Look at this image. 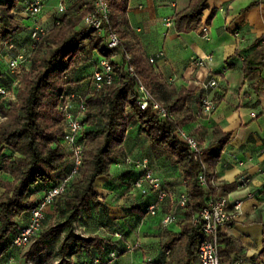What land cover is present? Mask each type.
Listing matches in <instances>:
<instances>
[{
	"label": "trees",
	"instance_id": "obj_1",
	"mask_svg": "<svg viewBox=\"0 0 264 264\" xmlns=\"http://www.w3.org/2000/svg\"><path fill=\"white\" fill-rule=\"evenodd\" d=\"M106 1L111 24L120 35L128 23L129 0ZM208 1L191 0L188 8L176 15L177 33H190L201 23ZM18 3L19 0H0V41L23 30L22 23L13 13ZM93 11V0H78L71 10L63 13L32 51L27 61L29 69L21 77L22 88L15 95L16 101L8 103L0 97V117L5 119L0 123V171L12 179L0 182L4 190L0 196V258L9 247H13L19 230L27 224L30 213L39 205L44 194L71 170V160L64 153L62 144L59 108L63 97L71 91L68 74L80 64L88 63L98 53L109 60L122 80L88 99L81 177L74 180L67 195L54 203L58 222L44 228L24 257L30 261L44 252L45 261L41 264H53L55 260L58 264H84L80 261L82 257L90 259L95 253L104 260L103 263L110 261L104 257L112 252L118 253V258L127 254L122 241L97 235L83 237L77 233V224L83 216L92 217V211L103 207L95 189L97 181L99 178H111V168L125 161L123 144L131 127L138 125L155 159H162L180 169L189 199L187 208L183 210L181 232L171 234L169 249L172 254L165 264H199L203 229L194 225V218L218 189L227 193L232 188L241 187V183L237 182L233 187L211 186L210 189L199 185L202 166L177 136V132L192 121L186 104L194 93L183 90L176 95L149 61L138 52H130L123 41L133 57L132 65L139 80L155 101L175 115V119H159L151 108L142 111L137 105L140 98L138 81L131 79L128 84L123 83L126 78L125 59L120 50H109L105 38L84 25L85 18ZM263 64L264 45L258 46L244 60L245 77L258 80ZM9 86L7 90L11 92ZM222 136L221 145L231 137L230 134ZM205 163L209 180H213L211 161L205 159ZM127 176L128 180L124 182L126 190H133L141 173L132 168ZM149 205L143 210L145 215ZM22 219L24 223H21ZM219 244L221 263L234 264L233 256L239 252L238 243L221 233Z\"/></svg>",
	"mask_w": 264,
	"mask_h": 264
},
{
	"label": "crops",
	"instance_id": "obj_2",
	"mask_svg": "<svg viewBox=\"0 0 264 264\" xmlns=\"http://www.w3.org/2000/svg\"><path fill=\"white\" fill-rule=\"evenodd\" d=\"M25 2L19 0L16 14L21 15ZM190 2L129 0L128 23L120 37L130 52H138L147 61L155 59L151 65L176 95L183 90L194 93L186 104L192 121L183 129L205 149V159L210 160L213 166V186L233 187L241 178L249 181L244 188H232L227 193L223 189L217 191L242 201L240 215L224 231L239 245V252L233 256L234 264H264V64L258 80L247 79L244 73V60L258 46L264 45V3L262 0H209L201 23L192 32L177 33L175 25L166 27L165 20L175 19ZM77 3L78 0H43L40 16L21 18L23 30L0 41V88L7 89L8 84L13 87L16 80L11 84L10 79L15 72L27 66L25 63L15 71L9 69V63L17 55L31 49L34 23H55ZM255 4L258 5L253 6ZM61 7L64 12L59 15ZM26 21L31 24L26 25ZM203 27L209 30L206 39L201 33ZM10 46L13 50L9 49ZM160 53L164 56L160 57ZM96 54L86 67H78L70 73V85L91 81L94 73L92 60ZM200 58L205 60L203 66L196 65ZM0 97L12 100L14 96ZM205 98L217 104L214 113L208 117L201 115ZM253 113L255 118L251 116ZM222 134H230L231 137L221 145ZM122 149L134 160L149 159L169 192V200L158 216L145 215V206L154 203L155 196L142 197L134 189L127 191L124 182H127L128 172L133 167L114 165L111 178H99L96 184L98 201L103 207L92 211V217L83 216L77 224V233L83 237L97 235L122 241L127 254L114 261L107 254L104 258L110 261L106 263L165 264L171 259V234L181 232L184 211H179L178 223L168 230L162 229L161 221L166 213L175 209L179 196L186 191L184 178L178 167L155 159L138 125L131 127ZM11 180L0 171V182ZM3 192L0 187V196ZM128 195H133V199L127 201ZM230 212L235 214L232 208ZM49 215H56L53 207L47 210L46 220ZM21 223H24L23 219ZM20 251L14 246L9 247L0 258V264H30V261L17 258ZM80 261L84 264L96 261L106 264L97 253L90 259L82 257Z\"/></svg>",
	"mask_w": 264,
	"mask_h": 264
},
{
	"label": "built area",
	"instance_id": "obj_3",
	"mask_svg": "<svg viewBox=\"0 0 264 264\" xmlns=\"http://www.w3.org/2000/svg\"><path fill=\"white\" fill-rule=\"evenodd\" d=\"M93 1L94 11L85 18L84 25L89 30L103 36L109 50H120L125 59L124 76L126 78L123 80V83L128 84L131 79H136L138 81V93L140 96L137 102L138 107H140L142 111L151 108L152 113L159 119L174 120L175 115H173L162 103L155 101L148 89L139 80L135 67L132 65L133 57L122 38L111 24L109 17L110 9L107 1ZM42 10L43 0H26L21 15L14 13V16L16 19L17 16L21 18H32L41 14ZM60 12H64L63 7L60 8ZM174 25L175 19L169 18L165 20L166 27L172 28ZM208 32V27H203L201 29L203 38H207ZM46 33H48V30L43 25L40 23L34 25L31 32V53L36 48V44ZM9 49L13 50V46H10ZM31 53L28 55H17L16 58L9 63L10 71H15L21 65L27 63ZM159 56L163 57L164 54L160 53ZM149 62L150 64H154L155 59L152 58ZM92 63L94 66V73L89 82L88 92L83 94L78 90L69 91L63 97V102L59 108L62 115V144L66 155L69 156L71 160V170L44 194L39 205L30 213L27 224L19 230L18 235L13 241V246L18 249L22 250L31 245L34 239L43 232L47 210L54 206L58 198L68 194L72 183L80 174V170L83 166L85 147L83 134L87 129L86 113L88 110V99L103 89L114 86L119 80H122L114 72L113 66L109 60L100 54H96V58L92 60ZM204 63V59L200 58L196 60V65L198 66H203ZM0 95L3 97H10L11 92L7 89L0 88ZM216 107L217 104L215 102L205 98L201 105V115L206 117L211 116ZM251 116L255 118L256 114L253 113ZM177 136L188 146L194 155V159L202 166V172L198 178L199 185L204 189H210L214 183L213 180H209V171L205 163V149L197 139L189 135L184 129H180L177 132ZM122 165L132 166L141 173V176L134 184V189L143 197H148L151 194L155 196L156 201L149 205L146 210V215L149 217L158 216L169 200L170 195L163 180L151 167L149 159L134 160L131 157H127L122 164H117L116 167ZM239 182L242 188L249 184L248 179L244 178H241ZM188 204V195L184 192L179 196L175 209L166 213L162 218V229L168 230L173 225L177 224L179 211L186 209ZM241 206L242 201L232 199L229 194L216 193L209 197L206 207L194 218V225L202 227L203 229V239L198 253L199 264H222L220 259L219 237L221 233H224V231L229 228L231 222L240 215ZM230 208L233 209L235 214L230 212ZM116 236L118 237V235ZM109 258L111 261L116 260L118 258V253L112 252ZM94 264L102 263L96 261Z\"/></svg>",
	"mask_w": 264,
	"mask_h": 264
},
{
	"label": "rangeland",
	"instance_id": "obj_4",
	"mask_svg": "<svg viewBox=\"0 0 264 264\" xmlns=\"http://www.w3.org/2000/svg\"><path fill=\"white\" fill-rule=\"evenodd\" d=\"M58 14L59 15H61L62 13L60 12V9H58ZM15 13H17L16 12V9H15ZM38 16H40V14L38 15ZM34 18H37V16L36 17H32L31 19H34ZM17 19H18V21L19 22H21V17H19V16H17ZM25 24L26 25H30L31 24V22H29V21H26L25 22ZM35 24H37V22H35L34 23V25ZM41 24V23H40ZM41 25H43L48 31H50L52 28H53V26H54V21L53 22H49V23H46V24H44V23H42ZM85 45H87V42L85 43ZM105 45H106V41H105ZM0 49H2V48H0ZM31 53V49H26L25 50V52L24 53H22V54H26V55H28V54H30ZM89 63V62H88ZM88 63H83V64H80L79 65V67H81V68H84V67H86L87 65H88ZM29 69V65H27L26 67H23L22 69H20L18 72H15V74L12 76V79H10V82H11V84H13L14 83V79L16 80V82H15V84H14V86L13 87H11V96H14V97H12L13 99L12 100H9V99H3V100H5L6 102H10V101H12V102H15L16 101V92L19 90V89H21L22 88V84H21V77H22V74H23V72L24 71H26V70H28ZM87 79H90V78H87ZM86 79V80H87ZM70 80H71V76H70V73L68 74V82H70ZM71 90H78L79 92H81V93H83V94H86L88 91H87V89L89 88V81L87 80V81H85V82H81V83H76V85H71ZM5 119L4 118H2V117H0V123L1 122H3ZM135 131H137L136 129H135ZM64 149V148H63ZM64 153H65V150H64ZM128 157V155H126V154H124V158L126 159ZM132 158V157H131ZM132 159H134V158H132ZM81 177V173L75 178V180L76 179H79ZM132 197H134L133 195H128V196H126V199H127V201H130L131 200V198ZM133 199V198H132ZM55 212V211H54ZM58 220H59V217L57 216V215H49V219H47L46 220V222H45V228L47 227V226H49V225H53V224H55L56 222H58ZM34 241H35V239H34ZM34 241L32 242V244L31 245H29V246H27V247H25L24 249H22V251H20L19 253H18V255H17V258L18 259H20L21 261L23 260V259H25V257H24V255L26 254V253H28V251L30 250V248H31V246L33 245V243H34ZM45 256H46V253H38L34 258H32L31 260H30V262L32 263V264H41V262L42 261H45ZM26 260V259H25ZM26 262H28V260H26ZM45 264H50V263H46L45 262ZM53 264H58V260H55L54 261V263Z\"/></svg>",
	"mask_w": 264,
	"mask_h": 264
}]
</instances>
